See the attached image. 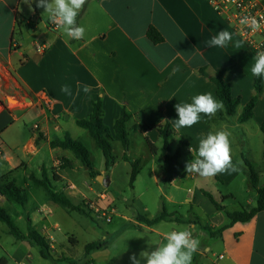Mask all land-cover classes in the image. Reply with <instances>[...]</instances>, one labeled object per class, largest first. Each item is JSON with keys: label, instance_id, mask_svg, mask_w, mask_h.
Returning <instances> with one entry per match:
<instances>
[{"label": "crops", "instance_id": "1", "mask_svg": "<svg viewBox=\"0 0 264 264\" xmlns=\"http://www.w3.org/2000/svg\"><path fill=\"white\" fill-rule=\"evenodd\" d=\"M49 22L48 14L44 13L43 8L36 6V0H32L31 8L30 0H0V87L10 78L14 83L13 86L10 85L14 92L8 91L13 98L23 104L32 103L28 108L12 109L8 95L0 98V161H4L6 165L0 171V177L14 172V178L20 186L17 178L24 173V178H27L24 179L25 187L22 188L28 190L27 206L30 191L35 187L28 178L34 175L41 179L46 170L56 190L65 193L76 205H82L87 199L99 209L115 214L118 195L129 182L131 186L132 166L123 160L125 152L122 144L113 142L121 151L118 157L115 156L117 162L109 171L106 169L103 153L97 152L98 163L94 164L98 175L91 178L85 169L89 179L81 183L75 182L83 166L78 164L80 161L72 152L52 149L50 146L53 138L64 139L67 134L72 137L70 133H63L62 125L70 123L77 126L78 120L89 118L93 102L101 99L104 124L111 130L123 108L134 116L129 128L142 123L149 126L148 131L139 129L132 132L131 137L133 134H142L145 144L154 151H150L153 156L156 155L157 142L162 140L159 128L166 123L176 133L172 144L183 141L189 148L180 159V175L168 183L171 191L165 200L168 204L182 207L183 212L170 213L165 204L159 209L158 200L151 201L155 208V211H151L148 205L138 200V210L141 213L137 211L133 215L124 214L121 218L128 225L119 227L120 230L116 231L115 238L109 241L106 249L92 252L86 264H100L96 261L100 253H107L108 258L104 259L106 264H131L129 258L133 254L129 252L127 255L123 250L134 246L137 250L135 255L139 258L141 251L154 250L156 244L165 242L166 233L184 229L191 231L200 241L198 251L193 254L192 264H264V211L247 223L237 222L231 225L225 212L218 211L212 204L216 213L225 216L213 214L204 223L194 204L198 202L197 195L202 192L199 190L198 193L197 188L199 175L188 174L185 170L186 164L194 158L190 148H193L195 155L201 137L209 132L227 130L231 133L233 165L247 170L243 161V157H246L261 178L264 177V165L257 166L253 159L256 151L264 160V136L261 132L264 121V90L254 109L253 118L247 123H240L238 118L244 107L256 95L255 77L251 73L255 55L225 19L205 0H87L77 17V24L86 30L83 39L72 40L61 28L53 31L48 28ZM151 27L163 36V43L156 45L149 40L147 32ZM221 30L233 33V43L225 48L209 47L208 41ZM235 41L240 42L239 48L235 47ZM39 45H43L45 50L40 51ZM203 68L211 76L218 70L230 68L224 80L231 85L233 97L240 99L237 115L220 119L217 113L212 117L201 114L199 123L191 128L176 130L173 121L178 119L175 110L177 103H190L193 96L208 92L218 99L216 85L200 73ZM65 85L70 88L71 95L61 91ZM84 85L89 87L88 92L83 91ZM5 86L9 89V82ZM31 117L41 119L39 130L24 141L23 123L26 124ZM131 150L132 142L129 153ZM166 156L167 154L165 158ZM91 158L94 162L92 153ZM129 158L132 161L139 160ZM26 159L37 163L41 177L37 174L28 175L30 162L27 163ZM65 159L71 160L72 166L61 169ZM121 162L126 167L130 164L131 172L129 168L123 171ZM67 170L71 173H67ZM231 171L229 169L226 172ZM61 172L66 173V176ZM226 172L215 175V179L221 181ZM233 176L232 171V180ZM128 178L129 181L123 183ZM166 178V173L160 177L154 171L152 185H156L160 193H163L161 185L166 182ZM189 178L193 181L187 188L189 198L178 204L174 191L183 190L179 185ZM111 188L115 191L109 195ZM146 188L151 189V185L146 183ZM248 189L250 193L247 192L249 200L246 205L239 202V195L233 191L222 196L221 201L214 196L213 198L227 211L239 212L257 205V193L249 186ZM202 194L205 196V193ZM34 198L30 212H26V206L9 203L2 195L0 206L12 213L10 214L16 223L25 220L26 231L21 230L23 233L27 232L26 216L30 217L36 230L49 241L54 257L58 254L59 247L63 248L61 242L57 241L62 224L68 228L67 232L78 226L82 229L84 222L79 217L83 215L63 210L48 200L44 190L43 197ZM228 201L234 202L231 204L233 206L224 205ZM126 202L129 207L136 205L134 198ZM161 202L162 199L159 204ZM164 211L168 214L167 219L155 225L148 226L138 221V217L155 220ZM106 223L112 226L114 217L110 215V221ZM2 224L0 223V260H5L8 264L7 257L18 260L17 249L20 251L19 248L26 247L31 250L35 246L14 238L12 249L15 251L10 254L2 243V236L10 235L9 229L6 230ZM221 229H224L221 236L213 238L210 235V231L217 232ZM68 236L69 244L75 247L77 239ZM105 240L108 239L104 237L103 241ZM88 244L84 246V252ZM69 251L70 257L64 255V258L78 264ZM111 255L116 256L112 258ZM17 264L25 263L17 261ZM141 264L146 262L141 260Z\"/></svg>", "mask_w": 264, "mask_h": 264}, {"label": "trees", "instance_id": "2", "mask_svg": "<svg viewBox=\"0 0 264 264\" xmlns=\"http://www.w3.org/2000/svg\"><path fill=\"white\" fill-rule=\"evenodd\" d=\"M149 40L158 45L164 42L163 36L153 27L149 28L147 32ZM230 70L221 69L218 70L214 76H211L207 69H200V73L211 82H213L217 87V98L219 101L223 102V109L218 111V117L222 118H232L237 115V110L240 105V99L234 98L232 95L231 85L226 83L224 80L225 74ZM254 87L256 95L252 100L244 107L241 115L238 118L240 123L249 122L254 116V109L257 102L261 98L264 90V78L255 77ZM104 110L103 103L101 99L93 102V110L89 118L84 120H78L76 122L79 128L88 131L90 137L95 141L96 145L99 147L103 156L105 158L107 171L111 170L117 162V158L113 152V142H119L122 144L124 149L123 160L128 162L132 166L131 173V186L136 181L140 170V161H132L128 153L131 149V133L137 132L141 129L143 132L148 131L149 126L145 123L134 124L131 128L128 127L129 123L133 121L134 116L127 111L126 108L121 110L119 118L116 120L113 130L104 124ZM261 132L264 136V121L261 126ZM160 136L164 143V148L167 151V156L165 158V172L167 175L166 182H171L176 176H179V162L180 159L186 155L185 147H188L186 142H182L181 146L177 151L173 150L171 139L176 135L172 126L169 123L161 126L159 128ZM52 149H62L70 151L74 154L75 158L81 162L83 167L89 172L91 178H95L98 173L95 170V164L92 161L91 153L87 147L78 140L73 139L69 134H67L64 139L53 138L50 142ZM264 156V152H263ZM244 164L247 168L248 173V185L249 187L257 193L258 200L257 205L254 208L244 209L239 212H229L224 207H222L212 195L205 193V196L210 200V202L215 206L218 211L225 212L231 225L241 222L247 223L251 221L258 213L264 211V187L260 183V173L255 170L253 164L249 162L246 157H243ZM72 166V161L65 159L63 160L61 169H67ZM29 181L37 188H41L45 191L46 196L49 201L57 204L63 210L67 212H75L80 215L86 216L91 219L92 222L96 223L97 220L94 218V212L90 209L88 205L84 203L82 205H76L74 201L66 196L65 193L56 190L53 185V181L48 177L46 170L43 171V177L41 179L34 175H31ZM0 194L9 202L20 207H25L28 203V190L18 186L16 179L14 178V172L0 177ZM168 214L164 211L161 216L155 220H148L143 217H138V221L142 222L148 226L155 225L163 220H166ZM27 219V232L23 233L17 223L15 222L13 216L10 212L0 206V223L5 224L9 229V234L15 238L17 241H27L31 245L38 247L41 252L43 259L52 260L55 264L65 263V264H76L71 260H55L53 257V249L49 241L36 230L32 223L30 217L26 216ZM224 229L218 230L217 232L210 231V235L213 238L221 236ZM108 241H95L88 244L85 247V257L88 258L92 252L104 250L108 246ZM0 264H6L5 260H0Z\"/></svg>", "mask_w": 264, "mask_h": 264}, {"label": "rangeland", "instance_id": "3", "mask_svg": "<svg viewBox=\"0 0 264 264\" xmlns=\"http://www.w3.org/2000/svg\"><path fill=\"white\" fill-rule=\"evenodd\" d=\"M9 78V77H8ZM9 82V86H13V80L9 78V81H4L5 85H8ZM2 86L0 87V98H2L4 95H8L9 98V106L10 108L14 109L17 107L18 108H28L32 105L31 102H28L26 104L20 103L17 99L13 98V96L10 94V91L8 90H12L14 92L13 89L10 88H6V86ZM5 91V93L3 94V92L1 91ZM10 99H14V101H10ZM19 104V105H18ZM41 123V119H37L36 117H31L30 119H27L26 124L23 123V139L24 141L28 140L30 137H32L34 134H37V131L33 129L34 127L40 126ZM64 131L63 133L67 132L70 133L72 135L73 138L75 139H80L79 141H81L92 153V156L94 158V163H98V158H97V152H101L99 150V147L96 145L95 141L88 135V133L82 129H80L79 127H77L74 124H66L64 123V125H62ZM173 139V138H172ZM171 139V142H173V140ZM131 142H132V150L131 153H129V156L131 158L135 159H139L141 160V167H140V175L137 177V180L134 184V189H132V187L130 186V182L127 185V187L125 188L124 191H121L120 194L118 195V203H117V210L115 212V214H109V212L105 211L106 216H112L114 217V224L112 226H109V224H107L106 222H102L100 220H98L96 223L92 222L91 219L87 218L86 216L83 217H79L80 220L83 223L84 226H82V229H80V227H76L73 229L68 230L67 232V227L65 226V224H62V231L60 233V237H58L57 241L61 242V245H63V248L59 247L58 250V254L54 255L55 258H59L57 260H64V255L65 257H68V249H70L69 252H71L73 255V259H75L77 261L78 264H86L88 263V258L85 257V252H84V246L88 243H92L98 240L103 241L104 237H106L108 240V243H110L109 241L114 237L115 238V233L116 231H119L122 225H128V223L124 220H122V216L124 214H128V215H133L135 213H141L138 209H139V202L138 200L142 201L143 204L148 205L149 209L151 211H155L154 206L152 205L151 201L153 200H158V207L160 209V207H162L163 204H165V207L167 208L168 212H175V211H182V207H179L178 205H171L165 202V200L167 199L169 192L171 191L169 184L166 182H163L161 187L163 189V193H160L158 191V188L156 185H152V181H153V174L154 171H156V173L161 177L163 174H165V167H166V163H165V155L167 154V152L164 150V143L163 140H160L159 142H157L156 144V155L153 156V154L151 152L152 149H150L144 141L143 135L142 134H133L131 137ZM181 142H178L177 144L173 143L172 147L174 151H177L178 148L181 146ZM118 147V145H116V143L113 144V149H114V154L116 157L119 156V153L121 151V149ZM155 148V149H156ZM189 147H185V152H187ZM151 151V152H150ZM7 153L8 150H7ZM101 154V153H100ZM186 159V158H185ZM253 159L257 162V166H263L264 165V160H262V158L260 156H258L257 152L255 151L253 153ZM26 162H30L29 165V172L28 175L31 174H37L38 176L41 177V173H39L38 171V167H37V163L36 162H31L30 160L26 159ZM78 164L81 165L80 162H78ZM49 166V164H47ZM82 166V165H81ZM120 166L122 167V170L124 171L125 168H129L130 172H131V166L130 164L127 165L128 167H126L125 165H123V163H120ZM6 167V165H4V161H0V171L4 170ZM242 167H244V165H242ZM236 171H233V180L231 179L230 175L232 174V171L229 173H224L223 178L220 180L215 179L214 177H201L199 176V178L197 179V188H198V193L199 190H201L202 192L199 193L197 195V201L199 202H193L196 207V212L201 215V220L206 223L208 222V216H211L213 214H220V213H216L214 206L212 205V203L210 202V200L208 198H206V196H204L202 193H208L212 196H214L217 200L221 201L222 200V196H227L231 193V191L237 193V195H239V202L242 205H246L248 199V195L247 192L250 193L249 189H248V175H247V170L244 168H240L235 166ZM63 171V170H62ZM62 175L66 176V173L61 172ZM67 173H71L70 170H67ZM24 173H21L20 176H18V183L21 187H25V180L27 177L24 178ZM123 177H125V175L123 174ZM191 177V176H190ZM222 177V176H221ZM85 179H89L88 178V174L85 170V168L82 166L81 170L79 172V175L77 176V178L75 179L76 183H81L84 182ZM247 179V182H246ZM62 180V179H61ZM94 181V180H93ZM129 181L128 179H124L123 183H126ZM99 183H101V180L98 181ZM146 183H149L151 185V189H147L146 188ZM185 183V184H184ZM193 181L189 178L187 179L185 182H181L180 183V187L183 189L180 192H175L174 191V195H175V200L176 202H178V204L182 203L184 201V199L189 198V195L187 193V188L190 184H192ZM260 183L261 186L264 185V177L263 179L261 178L260 175ZM114 190V188H111L109 191V195L111 194V192ZM115 191V190H114ZM38 197L41 198L43 197V189H39L36 187H33L30 191V201L29 204L26 206V212H30L33 209V205H34V198ZM162 197V198H161ZM134 198V201H136V205L129 207L126 200H130L132 201ZM160 199H162L161 204L160 203ZM83 203L85 205H88L90 207V209L94 212V218H95V214L97 213L96 211V204H94V202L92 203V201L90 200H84ZM227 206H230L231 204H234V202L232 201H228V202H224ZM96 206V207H95ZM200 207V210L198 209V207ZM233 206V205H231ZM188 209V205L186 207ZM21 209V208H20ZM22 210V209H21ZM101 210H99L98 214H101ZM11 213V212H10ZM12 214V213H11ZM63 214V213H62ZM103 214V213H102ZM101 214V215H102ZM221 216H225L224 214H220ZM218 215V216H220ZM71 216V215H70ZM74 215H72V218ZM78 216V215H77ZM78 218V217H77ZM63 219V217L61 218ZM96 219V218H95ZM2 224V223H1ZM88 224H93L89 225ZM17 225L19 226V228L22 231H26V222L24 221H19L17 222ZM88 227H87V226ZM2 226H4V228L6 230H8V227L5 224H2ZM86 226V227H85ZM120 227V228H119ZM69 233V234H68ZM72 237L74 236L77 241L78 244L75 247H71V245L69 244V236ZM14 237H12L11 235H6L4 234L2 236V243L4 245V248L6 251H8L10 254L14 253V249H12V242H14ZM134 247V246H132ZM126 249L123 250L125 252V254H136L137 250L135 249V247L132 249ZM22 248V249H21ZM19 248L20 251H16V257H17V261L18 263L23 262L25 264H55L52 260H46L43 259L41 256V252L40 249L38 247H33V249H27L25 247H21ZM62 252L64 254H62ZM115 253V251L113 252V254ZM107 253H100V255H97V259L96 261H98V263H105L106 264V260H104L105 258H108V255H106ZM124 254V255H125ZM113 256L116 255H111V257L113 258ZM70 257V256H69ZM56 260V259H55ZM7 261L8 264H17V261H15L13 258H8L7 257ZM105 261V262H104ZM57 264H65V263H57Z\"/></svg>", "mask_w": 264, "mask_h": 264}, {"label": "clouds", "instance_id": "4", "mask_svg": "<svg viewBox=\"0 0 264 264\" xmlns=\"http://www.w3.org/2000/svg\"><path fill=\"white\" fill-rule=\"evenodd\" d=\"M86 2L87 0H36V6L43 8L50 22L61 28L68 38L80 40L84 38L86 30L77 24V17ZM31 3L32 0L30 8ZM240 24L254 31L260 27L256 18L248 16L241 18ZM230 43H233V33L221 30L208 41V46L225 48ZM235 47H240L239 41H235ZM253 60L252 75L264 78V51H258ZM61 91L67 95L72 94L67 85L62 86ZM83 91L88 92L89 87L84 85ZM222 109L223 102L216 99L211 92L195 95L190 103L175 105L178 119L173 121V127L176 130L191 128L199 123L201 114L212 117ZM230 135L227 130H218L201 137L195 155L193 148H190L194 158L186 164V172L208 178L229 169L236 171L232 163ZM164 241L156 244L154 250L141 251L139 258L135 254L130 256L131 264H141V260L146 264H192L193 254L198 251L200 241L191 231H170L165 234Z\"/></svg>", "mask_w": 264, "mask_h": 264}, {"label": "built area", "instance_id": "5", "mask_svg": "<svg viewBox=\"0 0 264 264\" xmlns=\"http://www.w3.org/2000/svg\"><path fill=\"white\" fill-rule=\"evenodd\" d=\"M212 5L214 10L225 19L227 24L232 28L233 32L246 44V46L256 56L258 51H264V2L261 0H205ZM248 16L254 17L258 21L260 27L252 30L250 27L240 24L241 18ZM48 28L56 31L59 28L52 22H49ZM40 51L45 50L43 45H39ZM34 130L38 131L39 126H35ZM73 189V187H70ZM97 206V205H96ZM95 206V207H96ZM96 220L109 222L110 216H106L105 211L96 207ZM101 210V214L99 213Z\"/></svg>", "mask_w": 264, "mask_h": 264}, {"label": "bare ground", "instance_id": "6", "mask_svg": "<svg viewBox=\"0 0 264 264\" xmlns=\"http://www.w3.org/2000/svg\"><path fill=\"white\" fill-rule=\"evenodd\" d=\"M10 101H14V99H10ZM19 105V104H18Z\"/></svg>", "mask_w": 264, "mask_h": 264}, {"label": "water", "instance_id": "7", "mask_svg": "<svg viewBox=\"0 0 264 264\" xmlns=\"http://www.w3.org/2000/svg\"><path fill=\"white\" fill-rule=\"evenodd\" d=\"M100 177H98V179H99ZM1 195V194H0Z\"/></svg>", "mask_w": 264, "mask_h": 264}]
</instances>
